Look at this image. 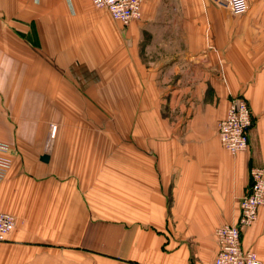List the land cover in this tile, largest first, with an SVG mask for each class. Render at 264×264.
<instances>
[{
    "label": "crops",
    "instance_id": "0c3cea01",
    "mask_svg": "<svg viewBox=\"0 0 264 264\" xmlns=\"http://www.w3.org/2000/svg\"><path fill=\"white\" fill-rule=\"evenodd\" d=\"M246 1L236 15L219 0H144L123 26L90 0H0L13 158L0 210L16 220L0 264H213L215 228L236 223L250 167L264 170V0ZM115 93L141 108L137 147H100L115 132L96 109L122 105ZM236 96L254 123L232 154L217 123ZM240 239L264 262V207Z\"/></svg>",
    "mask_w": 264,
    "mask_h": 264
},
{
    "label": "built area",
    "instance_id": "2783aa9c",
    "mask_svg": "<svg viewBox=\"0 0 264 264\" xmlns=\"http://www.w3.org/2000/svg\"><path fill=\"white\" fill-rule=\"evenodd\" d=\"M97 8L108 10L112 18L123 26L129 25L141 16L144 0H90ZM234 14L244 13L246 0H219ZM252 114L243 96L233 97L224 117L217 123V135L222 146L234 154L248 147V131L252 126ZM56 125L51 124L49 137L53 138ZM11 145L0 140V182L12 165ZM264 207V170L252 166L249 170V185L239 201V214L236 223L222 224L215 228L218 249L213 264H264L256 253L242 247L241 231L257 217L258 209ZM13 214L0 210V242L15 227Z\"/></svg>",
    "mask_w": 264,
    "mask_h": 264
},
{
    "label": "rangeland",
    "instance_id": "374dc122",
    "mask_svg": "<svg viewBox=\"0 0 264 264\" xmlns=\"http://www.w3.org/2000/svg\"><path fill=\"white\" fill-rule=\"evenodd\" d=\"M241 14H236V15H241ZM121 94L122 93H115L116 100H119L117 103L118 104L123 103L122 105L120 106L116 105L114 107H105L102 105L103 102L100 101V106L98 109H96L99 117V130L105 133L109 130L110 133L113 128L115 132L114 141H111V139L110 140L100 139V147L101 146L103 147L109 141L110 144L111 142H114V146L118 149L119 148L122 149L124 147H129V146L137 147L135 141L133 140V137H137L135 135L137 134L138 131L137 129L138 116H139V112L141 111V108H139L137 105L136 106L133 105L137 103V101L133 100V98L131 100L132 106H126L125 105L126 102H121ZM133 95L137 96V93H132V97ZM119 96L120 98H118ZM105 103L106 102L104 101V104ZM252 121H253V115H252ZM134 133L136 134L133 136ZM128 134H130L129 136H131L130 139L128 138ZM53 138L49 137V131H48L46 136L47 139L46 144L43 147L45 151H47L50 148L49 141L52 140Z\"/></svg>",
    "mask_w": 264,
    "mask_h": 264
},
{
    "label": "water",
    "instance_id": "95a60500",
    "mask_svg": "<svg viewBox=\"0 0 264 264\" xmlns=\"http://www.w3.org/2000/svg\"><path fill=\"white\" fill-rule=\"evenodd\" d=\"M41 160L43 161H47L48 160V155L47 154H43L41 157H40Z\"/></svg>",
    "mask_w": 264,
    "mask_h": 264
}]
</instances>
